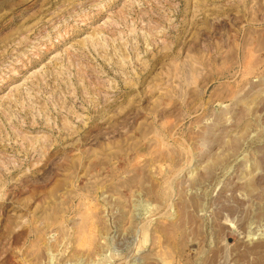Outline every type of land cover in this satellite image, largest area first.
I'll return each mask as SVG.
<instances>
[{
	"label": "rangeland",
	"instance_id": "obj_1",
	"mask_svg": "<svg viewBox=\"0 0 264 264\" xmlns=\"http://www.w3.org/2000/svg\"><path fill=\"white\" fill-rule=\"evenodd\" d=\"M0 264H264V0H0Z\"/></svg>",
	"mask_w": 264,
	"mask_h": 264
}]
</instances>
